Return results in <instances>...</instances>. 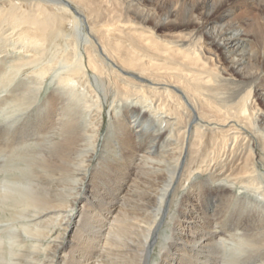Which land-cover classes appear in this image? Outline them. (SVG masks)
<instances>
[{
	"label": "bare ground",
	"instance_id": "1",
	"mask_svg": "<svg viewBox=\"0 0 264 264\" xmlns=\"http://www.w3.org/2000/svg\"><path fill=\"white\" fill-rule=\"evenodd\" d=\"M255 97L264 0L0 3V264H264Z\"/></svg>",
	"mask_w": 264,
	"mask_h": 264
},
{
	"label": "rangeland",
	"instance_id": "2",
	"mask_svg": "<svg viewBox=\"0 0 264 264\" xmlns=\"http://www.w3.org/2000/svg\"><path fill=\"white\" fill-rule=\"evenodd\" d=\"M3 1V2H2ZM0 0V3H4L5 2V0ZM238 13V12H237ZM243 14V13H242ZM242 14H239V15H237L235 18L237 19V20H240L241 21V19H242V17H243V15ZM255 27L253 26V25H251L250 24V26L248 27V29L251 31V30H253ZM80 34L78 33V37H80L79 36ZM9 53V52H8ZM14 55V54H13ZM13 58V57H12ZM2 64V63H1ZM9 64V63H8ZM5 70V69H4ZM46 93H48V90L47 91H45L44 92V95H46ZM256 99H255V104H256V106H258V107H261L262 109H263V112H264V106L262 105V102L258 99V97H255ZM106 113V114H105ZM104 114H105V117H107V112L105 111L104 112ZM18 229V230H17ZM14 228V231H18V232H20V233H22V230H21V228ZM14 234H17V232L15 233L14 232ZM22 236H24L23 235V233L21 234ZM21 236V237H22ZM2 238V237H1ZM16 239H17V244H19V242H22V241H20L21 239H19L20 237L17 235V237H15ZM19 240V241H18ZM4 246L5 245H7V241L6 240H4L3 241V243H2ZM22 244V243H21Z\"/></svg>",
	"mask_w": 264,
	"mask_h": 264
}]
</instances>
